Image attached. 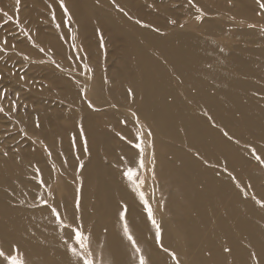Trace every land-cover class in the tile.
I'll return each mask as SVG.
<instances>
[{"label": "rangeland", "instance_id": "1", "mask_svg": "<svg viewBox=\"0 0 264 264\" xmlns=\"http://www.w3.org/2000/svg\"><path fill=\"white\" fill-rule=\"evenodd\" d=\"M260 2L92 0L87 6H82V0H64L71 16L69 20L59 6V0H21L19 23L7 20L0 13V39L5 36L8 38V44L4 50H0V107L3 108L0 112V189L3 193L7 191L5 202L13 207L12 211L18 216L43 220L39 230L43 236L41 243L47 249L41 256H34L36 264L58 261L61 256L51 251L54 248H60L61 253L68 256L69 263L62 257L60 264H76V258L65 245V240L73 244L74 239H69L71 233L67 228H61L51 209L55 207L61 213L65 224L73 227L82 224L84 234L91 235V229L85 227L88 224V227L92 225L93 228L94 221L98 222L96 211L92 213L87 209V222L84 223L83 213L80 207L76 209L75 204L77 198L81 204L83 170L87 171L95 164L101 166V174L109 183L107 193L117 203L113 207L116 229L124 235V221L129 226L128 214L131 216L136 211L139 217L135 216L133 223L138 226V236L159 253L158 264H175L172 253L179 259L175 246L165 242L167 237L175 235V242L182 243V249L186 250L190 238L184 239V229L178 226L180 221H185L184 228L194 233L195 241L188 253V260L193 262L201 256L206 234L213 230L220 217L230 221L226 217V206L231 203L238 205L233 199L237 196L255 218L258 216L256 225L258 230L260 228L264 242V207L257 202L264 201V164L256 159L257 155L264 159V9L260 8ZM81 6L80 13H91V16L86 17L87 21L80 22L75 18ZM15 7V0H0V9L9 15L15 13ZM202 13V18L198 19ZM83 25H86L87 30ZM127 35L144 48L147 41H155L176 45L180 54L202 56L214 53L216 57H223L231 67H235V63H246L244 65L251 67L250 70L257 77H241L245 81L242 87L245 90L243 95L246 96L239 99L248 101L255 108L257 128L247 130L246 124L239 119L240 112L232 110L231 105L225 102L229 97L214 98L223 87L228 89V84L209 78L201 85L203 90H208L209 96L171 94L165 104L169 106V111L183 104L195 109V115L200 116L205 122L204 126L209 128L205 132L215 142L214 147L209 149L212 160L197 155L183 142L171 141L168 145L163 134L159 132V135L158 131L155 133L147 117L148 114L150 117L156 115L160 110H154L152 106L148 111L145 110L148 99L144 101L143 96L135 92L127 76L133 61L131 47L124 38ZM41 48L43 51H40ZM186 50L192 52L186 53ZM155 62L160 63L158 59ZM84 65H88L87 70ZM159 65H156V70L168 76V84L171 82L172 89L182 92L184 84L181 83L187 79L177 81L165 65ZM210 69L211 65L203 67V71ZM232 69L225 67L218 71L230 74ZM149 100L152 103L155 101L152 98ZM133 113L139 117V123ZM213 114L229 120L228 127L215 119ZM233 115L238 119H232ZM174 128L176 137L183 140L186 136L185 127L176 124ZM148 130H151V137L147 135ZM224 132L232 139L224 136ZM141 133L145 144V168L140 170V179L144 181L141 190L148 198L154 218L162 229L160 241L156 239L155 228L148 219L143 203L123 176L127 167L138 166L139 150L135 144L140 142ZM90 137L94 149H91ZM167 146L188 157L189 164L181 170L182 177L190 178L191 171L197 169L201 179L214 178L221 188L227 190L215 214L199 232L192 228L191 219L193 216L196 218L195 213L190 212L189 215L168 209V196L162 190L161 178L156 169L159 164L168 165L172 162L173 156L169 155ZM93 152L97 155L96 160L91 157ZM204 161H208V164ZM81 163L82 169L79 167ZM209 164L212 166L209 167ZM173 165L178 168L183 166L178 160ZM90 172V176L98 173L95 169ZM229 173L232 175L229 176ZM41 178L44 184L40 183ZM249 184L251 187H248ZM120 185L125 187L134 204V208L128 206L126 213L125 204L115 200L118 198L116 187ZM41 197L48 203H42ZM91 204L95 203L91 201ZM141 219L145 224L141 223ZM107 220L113 224L111 216ZM125 239L132 264H138V254L134 253L132 245ZM0 243L7 249L15 242L13 237H7L0 238ZM161 244L169 251L164 252ZM100 249L99 244L91 243L96 264L105 263ZM26 258L28 264L34 263L30 257ZM180 264H184L182 260Z\"/></svg>", "mask_w": 264, "mask_h": 264}, {"label": "bare ground", "instance_id": "2", "mask_svg": "<svg viewBox=\"0 0 264 264\" xmlns=\"http://www.w3.org/2000/svg\"><path fill=\"white\" fill-rule=\"evenodd\" d=\"M90 1L92 0H82V6H87ZM82 6L80 8L78 7L79 9L76 8L79 10V13L77 11V13H75V18H77V20L80 22L86 20V17L91 16V13H80L82 12ZM84 28L87 30L86 25ZM128 35L124 38L129 42L131 47L133 61L131 62L130 66L132 68H130V73L127 74V76L132 82L135 92L139 96H143L144 101L148 99L145 110L148 111L150 106H152L154 110H160L156 115H151L150 117L148 114L147 117L150 118L149 124L156 130L155 133L158 131V134L159 132L163 134L166 138V143L168 142V145L171 144V141L183 142L188 148L196 151L206 160H212L209 149L214 147L215 142L205 132V130H208L209 128L206 125L204 126L205 122L202 121L200 116L195 115V112H193L195 109L187 107L183 104L181 107L176 106L174 110L169 111V106L165 104L166 98L171 94L179 95L180 93L185 95V97L192 93L199 97L208 95V90H203L201 85H203L204 82H206V80L209 78L220 81L223 84H228V89L224 88L223 86L225 85H223V89L220 94L214 98L218 99L220 97H229L230 99H225V102L231 105L232 110L234 109L236 112H240L239 116L241 117H239V119H241L240 121L243 122V124H246L247 130L251 128H257L255 126L257 125L258 121L255 119L253 110L255 108L251 107L248 101L245 100L247 103L246 104L245 101L242 102L241 99H239L240 97L244 98V96H246L243 95L245 90L244 87H242V84L245 81H243L241 77L243 75L248 79L257 77V75L252 70H250L251 67L249 68L248 66L244 65L246 63H235V67H231L228 66V63L223 57H216L214 56V53L211 55L204 54L202 56L180 54V52L177 50L179 48L176 45L158 43L155 41L146 40L147 46L144 48L141 47V45H138L139 43H136L137 41H134ZM144 37L146 38V35ZM190 52L192 51L186 50V53ZM157 59L160 61L159 64H163L167 67V70H169V72H171L176 77L177 81L187 79L186 81H183L185 83H181L184 84V89L182 90L183 93L178 89H172L173 86L170 85L171 82L168 84V76L162 72L159 73V69L156 70V65L160 66L157 64V62H155ZM125 65L127 66V63ZM206 65H211L212 69L203 71V67ZM225 67L233 68L232 72L230 74H224L218 71L219 69L223 70ZM150 98L155 100L154 103L150 102ZM153 104H155L156 107H154ZM250 111L251 113H248ZM213 116H215L214 118L220 123H223V125L228 127L227 125L229 124V120H224L218 114H213ZM151 118L154 119L152 120ZM232 119H238V117L233 115ZM178 123L185 127L186 136L183 140H180V138H177L174 134V127L176 124L178 126ZM259 125L260 124H258V126ZM89 139L92 149L93 139L92 137ZM166 150L170 156H173V159L171 160L173 163L178 160L181 161V165H183L182 167L178 168L174 167L173 163L170 162L168 165L167 163H163V165L159 164L156 168L157 172H159V177L161 178L160 184L162 190L168 196V209L172 208L173 211H182L183 213L189 215L190 212L195 213L196 218L193 216L191 219L193 220L192 228L196 229V232H199L201 231L202 226L205 227L208 219L215 214V211L217 207H219L218 205L222 201L225 191L227 190L225 188H221L216 183L214 178L208 180L205 179L206 181L201 179V174L199 176V170L197 169H194L195 171H191L190 178L182 177L181 170L188 167V157L182 154V152L179 154L180 152L176 151V149L173 150L170 146H167ZM182 155L184 156L183 159H181ZM91 157H93L94 160L97 159V155L94 154V152ZM175 157L176 159H174ZM193 162L194 161H192V163ZM100 168L101 166L99 164H95V166L87 169V171L86 169L83 170L84 187L82 190L80 204V210L83 213L82 218H84V223H86L88 217L86 211L88 209L92 213L96 211L98 219V222L94 221L93 225L95 226L93 228H91L92 225L88 227V224L85 228L89 230L91 229V243H97L101 246L100 253L101 257H103L105 260L104 264H132V257L130 256L126 239L122 232L116 229L117 224H115L116 222L113 213V207L117 205V203L116 201H112L109 197V194L107 193V187H109V183L103 178ZM174 168H176V170H174ZM92 169H95V172L98 171L97 175L90 176V170ZM9 173L11 174V172ZM21 183L24 184V181H21ZM2 189H4V187ZM116 191L118 198L115 200L122 201L125 205H127V208L128 206L134 208V204L130 200V196L126 193L124 186L120 185L116 187ZM169 191L170 194L168 195ZM5 193L7 195V191ZM5 193H3V190L0 189V238L2 240L6 239L7 237H13L14 242L20 246L25 256L30 257L32 261H34L33 264H36L35 260L33 259L34 256H41L43 251L47 249L44 248L43 244L41 243L43 236L39 230L42 224L41 221L43 220H39L37 217L38 221H35L32 217L24 218L18 216L12 211L13 207L5 202ZM213 195H215V197H213ZM238 197L239 196H237V198ZM237 198L234 197L233 199L238 205L235 206L234 203H231L226 206V217L230 218V221L227 222L226 218L223 217L218 219L213 230L206 234L207 236L205 242L203 243L204 245H201L203 247L201 256L196 257L193 262L192 260H188V253L190 252L191 246L195 241L194 233L191 234L189 233V229L184 228L185 221L178 222V226L184 229V239L190 238L189 244H185L186 250L184 251L182 249V243L175 242V235L173 237H167L165 242L175 246V249H177L176 253L178 258L181 259L184 264H253V259L250 257L249 253H259L261 252L262 248H264V242L260 235V228L258 230L256 225V218L258 216L255 218L250 210H248L247 205L240 202ZM91 201H93L95 204H91ZM110 216L113 218V224L107 220V217ZM135 216L139 217L136 211L133 212L131 216L128 214L127 217V219L130 220V225L128 226L130 232L133 237L136 238V242L141 248L143 255L148 261V264H158L160 258L159 253H157L152 246L148 245L146 241L141 240L138 236V231L136 228L138 226L136 223H133V221H135ZM141 223L145 224L142 219ZM4 244L7 245L5 242ZM224 246L231 248V253H224L222 250V247ZM51 251H54L56 255L61 257L58 258V261H49L50 263L43 261V264H60L59 260L62 259V257L65 262L67 261L69 263L68 256L66 254L63 255V253L60 251V248H54L51 249ZM207 253L209 255L208 257H206ZM184 254L186 256H184Z\"/></svg>", "mask_w": 264, "mask_h": 264}, {"label": "snow or ice", "instance_id": "3", "mask_svg": "<svg viewBox=\"0 0 264 264\" xmlns=\"http://www.w3.org/2000/svg\"><path fill=\"white\" fill-rule=\"evenodd\" d=\"M20 2L21 0H15V13L13 15H9L7 12H4L2 9H0V13L3 14V17H5L7 20L12 21L15 20L17 23H19L18 20V13L20 11ZM59 6L63 9V12L65 15L68 16L69 20L71 19V16L68 12L67 6L64 4V0H59ZM260 8L264 9V0H261L260 2ZM123 11V9H121ZM203 13L201 14L202 18ZM53 19H55V15L53 14ZM171 23H175V21H171ZM182 26V25H181ZM59 27V25H57ZM159 31V29H157ZM8 44V38L5 36L3 39H0V50H4V46ZM13 48H15V45H12ZM40 51H43L41 48ZM27 59V57H25ZM85 70L88 69V65H84ZM23 78V77H22ZM131 92V90H129ZM3 111V108L0 107V112ZM207 115V113H205ZM133 116L136 117L137 123H139V117L136 116L135 113H133ZM211 119V117H209ZM38 126V125H37ZM215 126V125H214ZM81 133H83V128L81 126ZM147 135L151 137L152 133L151 130H148ZM224 136L228 137V139H232L228 135L227 132H224ZM140 142L135 144V147L139 150V161H138V166L137 167H127L126 170L123 172V176L128 180V182L133 186V191L139 196L140 201L143 203L147 214H148V219L151 220L153 227L155 228V235L157 241H160L161 235H162V229L160 225L157 223L156 219L154 218V213L153 209L149 204V200L146 197L144 191L141 190V186L144 183L143 180L140 179V170L145 168V163H144V154H145V144H144V138H143V133H141V136L139 137ZM238 143V141H237ZM85 151H87V142L85 140ZM253 153H255V149H253ZM5 156H7V153H4ZM199 155V154H197ZM256 159L260 161L261 164H264V159H261L259 155L256 156ZM152 161L153 165L155 163V153L153 151L152 153ZM205 164H208V161H204ZM211 167L212 165H208ZM79 167L82 169L83 164L81 163ZM39 172V169H37ZM225 171L227 169L225 168ZM154 169H153V177H154ZM232 174L229 173V176ZM233 179H235L233 177ZM41 184H44V180L41 178L40 180ZM237 187H239V183L237 182ZM248 187H251L249 184ZM245 196H247V193H243ZM255 199V197H253ZM41 201L44 204H47V200H44L43 197H41ZM260 203L261 207H264V201H257ZM76 209H79L80 207V202L79 198L76 200L75 204ZM124 213L127 211V205H124ZM52 213L54 214L56 221L60 224L61 228H67L69 232L71 233L69 239H74L73 244H69L68 240H65V245L67 247V250L71 252L72 256L76 258V264H96L95 259L92 256V251H91V235H85L83 230H82V224L76 225L73 227L71 224H65L63 222V219L61 217V213L57 211L55 207L51 209ZM124 213H122V218ZM123 233L124 236L127 238V240L130 242L132 245V248L134 250V253L138 254V264H148V261L146 260L145 256L142 253L141 248L137 245V242L133 235L130 232V229L128 227L127 221H124L123 224ZM161 248L163 249L164 252H168L169 250L167 248H164L163 245L161 244ZM224 252L226 253H231L232 249L225 247ZM172 259L175 260V264H180L179 259L176 258L175 253H172ZM250 257L253 259V264H264V248H262L261 252H250L249 253ZM0 264H28L27 258L24 254V252L21 250L20 246L16 243H12L8 246L7 249L3 246L2 243H0Z\"/></svg>", "mask_w": 264, "mask_h": 264}]
</instances>
